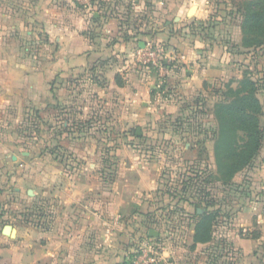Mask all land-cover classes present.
<instances>
[{
  "label": "crops",
  "instance_id": "1",
  "mask_svg": "<svg viewBox=\"0 0 264 264\" xmlns=\"http://www.w3.org/2000/svg\"><path fill=\"white\" fill-rule=\"evenodd\" d=\"M112 7L113 2L110 6L100 0H38V16L30 20L38 26L37 56L11 44L5 38L10 24H0V110L13 111L20 105L18 110L29 121L34 112L38 143H46L24 163L20 161L30 158V151L0 145V264H122L117 218L156 204L160 165L153 151L123 145L115 154L111 181L105 183L100 137L91 135L88 127L107 122L116 127L150 125L155 115L167 120L182 102L218 88L230 71L228 57L225 62L220 59L207 39L189 32L176 37L167 22L166 31L157 33L149 27L144 28L149 34L125 39L119 27L107 28L117 20ZM201 11L194 9L199 16ZM10 16L0 11L3 21ZM15 17L19 23L13 29L26 28L25 17L16 13ZM30 28L31 24L26 29L29 35ZM137 40L139 47L145 41L167 43L175 53L177 65L161 87L155 75L137 64ZM78 92L86 96L92 92L96 104H75ZM89 109L97 111L95 118ZM46 145L58 147L57 155ZM255 167L254 179L243 184L240 202L227 200L223 205L208 241H194L195 217L187 213L176 215L189 219L187 233H172L165 226L155 237L149 236L151 228L138 235L146 234L158 245L165 264H189L185 257L193 253L199 255L197 264H264V143ZM45 198L50 199V216H44L38 227L28 221L11 222L15 221L11 210L41 208ZM193 203L200 214L201 201L192 197L187 205ZM111 218L116 228L108 225ZM5 225L11 227L8 235L2 231Z\"/></svg>",
  "mask_w": 264,
  "mask_h": 264
},
{
  "label": "rangeland",
  "instance_id": "2",
  "mask_svg": "<svg viewBox=\"0 0 264 264\" xmlns=\"http://www.w3.org/2000/svg\"><path fill=\"white\" fill-rule=\"evenodd\" d=\"M100 1L111 6L112 1L120 0ZM148 3V8H150L148 14L139 12V9H142L141 3L138 9L130 11L128 20L125 22L122 20L125 19L122 16L124 11L122 7H119V13L115 12L117 20L108 24L107 28L117 30L119 27L121 29V22H123L125 24L122 28L125 30H127L126 28L131 30L138 28L144 31V28L152 27V30L159 33L166 31L164 24L167 22V25L170 26L169 29L176 34V37H182L184 33L189 32L196 38L197 35L204 39L207 38L213 49H216L215 52L219 54L220 59L225 62L228 57V62L231 65L225 80L221 84H217L218 88L204 95L206 101L203 102L202 113L195 114L192 109H189L195 106L193 102L188 101V103L182 104V108L186 109L184 115L177 121L170 122L160 115H155L156 121L150 125L116 127L107 122L108 124L105 126L88 127L87 131L91 135L100 137L97 145L105 156L102 159L106 172L104 170L101 175L105 183L108 184L111 181L113 168L109 164L114 163L115 154L123 145L128 148L140 149L142 152L153 151V155L160 165L156 204L141 206L134 213L124 214L117 218L121 222L122 237L119 244L123 251V264H131L130 259L138 255V246L143 247L153 241L145 234L138 235V233H147L150 228L160 231L165 226L172 233H187L190 230L189 219L182 221L176 217L178 214H192V205L179 206L177 203L182 196L184 198L194 197L201 201L200 214L208 217L206 219L208 221L203 222L205 230L209 224L213 227V223L219 221L222 207L227 200L228 202L234 200L240 202L245 194L243 184L254 179L253 174L256 172L255 164L259 154L255 156L248 167L236 172L229 179V174L225 171L224 166L217 167L214 157L209 156L214 142L207 137H210L211 132L217 127L214 118V105L220 100H228V87H235L237 81L243 77L250 79L256 87L255 96L261 106L259 121L264 134V44L256 45L248 41L247 35L241 31V22L246 10L244 0H148ZM189 7H194L196 10L201 9V16H199L200 13L196 14L195 12L193 15L187 16L185 11ZM1 10L12 14L9 20L3 21L0 17V24L4 22L10 24L9 31L5 30V38H9L11 44L26 47L28 55L37 56L38 42L35 41L38 40V26H33L30 20L38 16V0H0ZM15 13L21 18L25 17L26 28L13 29L19 23ZM197 15L201 18H197ZM174 17L179 19L174 20ZM30 24L31 35L26 32L29 30ZM235 77H238L237 80ZM80 89H82L81 85H78V90ZM74 98V103L79 106H83L82 103L91 105V107L96 104L92 92L88 96L78 92ZM87 98H90L89 103H87ZM19 106L16 105L13 111L0 110V145H3V148L17 145V150L30 151V158L20 161L24 163L27 160H33L46 143H38V134L40 133H38V117L33 112L30 114L32 119L27 120L24 111L18 110ZM88 111L89 116L96 117V110L89 109ZM72 114L74 113L72 112ZM110 115L108 111L106 116ZM75 116L77 117V113ZM3 122L7 124H3ZM58 126L61 125L56 124V127ZM48 134H51V131ZM241 135V133L238 134L240 138ZM196 138L204 140L201 144L194 145L193 140ZM15 140L18 142L15 143ZM46 147L50 148L51 146L46 145ZM221 158L223 159L225 156L221 154ZM13 171L15 170L13 169ZM110 192L108 190V193ZM42 203L41 208L38 207L39 210L34 212L37 217L35 219L26 213L30 210L25 212L23 210L19 212L18 208H15L14 212L11 210L9 214L15 216V221L12 219L11 222L17 224V222L28 221L38 227V223L43 222V217H47L49 214L47 212L50 199L45 198ZM182 204L184 203L182 202ZM212 215H214V219L211 222ZM109 220L108 225L112 224V227L116 228L114 219ZM132 233L137 234L131 235ZM239 233L242 232L239 231ZM182 256V254L177 255L179 258ZM198 257L199 255L193 253L185 257V260L189 264H197V261L200 260Z\"/></svg>",
  "mask_w": 264,
  "mask_h": 264
},
{
  "label": "trees",
  "instance_id": "3",
  "mask_svg": "<svg viewBox=\"0 0 264 264\" xmlns=\"http://www.w3.org/2000/svg\"><path fill=\"white\" fill-rule=\"evenodd\" d=\"M112 2V8L116 13H119V7H122L124 11L122 13V16L125 18L122 19L123 22L128 20L130 11L138 9L141 3L142 9H139V12L147 13L146 10L147 7H149V3L145 0H120ZM244 4L246 10L244 18L241 22V31L247 35L248 41H251L256 45L264 44V0H244ZM94 21H97V19H94ZM123 22H121L122 26H124L123 24H125ZM122 26L121 29L125 32L123 35L125 39H131L133 37V34L134 37L137 34H149L138 28L132 30L126 28L127 30H125L122 28ZM147 42L148 41H145V43ZM153 45L163 48L170 47L167 43L157 44L153 42ZM135 47H139L138 40L135 41ZM175 65H177V63H169L167 64V67L171 69ZM140 67L142 68V66ZM147 72L154 75L155 70L150 67L148 68ZM228 88V100H220L214 105V118L217 122V127L214 131L211 132L210 137L207 138H210V140L214 142L212 152L216 166H224V169L226 172H228V177L230 179L233 174L245 167H248L255 156L260 153L264 143V134L259 121L261 106L255 96L256 87L254 83L250 79L243 77L237 81V85L235 87L229 86ZM204 101H206L204 95L200 94L196 96L191 100V102L194 103L195 107H190L189 109H192L195 114L202 113V105ZM185 102L188 103L187 101ZM185 102H182V104ZM185 109L184 107L182 108L181 105L178 112L175 115H169L167 120L170 122L179 120L184 115ZM80 128L81 127H78L79 130ZM65 132L72 134L75 131ZM239 133L242 134L241 138L238 136ZM203 140L204 139L201 140L200 138H196L195 140H193L194 145L201 144ZM57 149L58 147L55 146L49 148L48 150L50 153L57 155ZM221 154H223L225 158L222 159ZM113 164H115V162ZM185 186L187 187V184H185ZM191 198L192 197L190 196L187 198H184V196H182L180 201L177 203L179 204V206H187ZM182 202H186V204H182ZM192 207L193 208L191 215L196 218L194 225V241L206 242L210 239V234L212 233L213 227L209 224L206 230L203 229V222L208 221L206 220L208 219V217L197 213V204L193 203ZM38 210L39 208L36 207L34 208V210L30 211L31 214H27L29 216H33L34 212ZM34 216V219L37 218L36 215ZM210 219L212 222V220L214 219V215H212ZM203 230L205 231L203 232ZM145 236L147 237L146 234Z\"/></svg>",
  "mask_w": 264,
  "mask_h": 264
},
{
  "label": "built area",
  "instance_id": "4",
  "mask_svg": "<svg viewBox=\"0 0 264 264\" xmlns=\"http://www.w3.org/2000/svg\"><path fill=\"white\" fill-rule=\"evenodd\" d=\"M135 55L137 63L146 71L150 67L155 70L154 75L158 78V87L166 82L165 79L170 70L167 64L177 63V57L173 51L154 46L150 42L145 43L143 47H137ZM137 251L138 255L131 259V264H165L158 245L153 241L143 247L138 246Z\"/></svg>",
  "mask_w": 264,
  "mask_h": 264
},
{
  "label": "water",
  "instance_id": "5",
  "mask_svg": "<svg viewBox=\"0 0 264 264\" xmlns=\"http://www.w3.org/2000/svg\"><path fill=\"white\" fill-rule=\"evenodd\" d=\"M193 13H194V7H190L189 10H188V12H187V16H191V15H193ZM137 132H138V129H137ZM10 230H11L10 225H5L3 227V230L2 231H3L4 234L8 235L9 232H10ZM157 235H158L157 231H154V230H150L149 231V236L150 237H155Z\"/></svg>",
  "mask_w": 264,
  "mask_h": 264
}]
</instances>
